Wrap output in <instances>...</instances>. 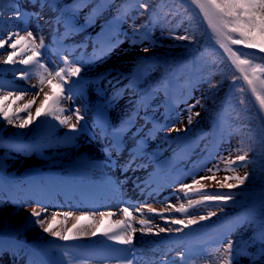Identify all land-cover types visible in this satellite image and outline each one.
I'll return each instance as SVG.
<instances>
[{
  "label": "rangeland",
  "instance_id": "374dc122",
  "mask_svg": "<svg viewBox=\"0 0 264 264\" xmlns=\"http://www.w3.org/2000/svg\"><path fill=\"white\" fill-rule=\"evenodd\" d=\"M68 2V0H65ZM10 2V4L8 3ZM64 0H3V5L0 6V12H3L4 19L0 20V37L7 39V34L10 31H17L20 35H26L25 30H30L33 35L37 37V42L42 38L44 42V47L41 49L42 52V62L45 63L49 70L59 69L61 67H67L65 59L68 64L73 67H79L81 69L80 73H85L87 77L93 75L94 73H100L105 68H111V72L104 76L98 83L91 82L88 80L87 86L79 94L71 95V99H66L62 101L63 107L66 109L64 115L71 116L70 123L76 124V117L73 112L79 109L80 114L83 119L79 122H86L89 124V128L81 132L71 131L67 125H61L58 120H54L51 117H45L42 123H53L57 128L53 127L52 137L62 136L63 133H71L72 135H67L62 137L60 141L54 143L46 140L44 137H40L43 143H40V151H35L31 146H25V149H19L14 152L12 156V163L9 166L12 174L19 175L22 171H30L32 167L37 168H50L66 170L68 172H82L79 170L84 169L82 172L84 175H90L89 178L96 180L97 178L106 187L109 184L112 185L113 191L115 192L116 198L120 200L119 203L114 202L113 205L103 207L97 210L94 206V202L90 204L91 199L106 197V193H97L89 187L81 188L80 185L76 184L73 188H69L70 195L63 194L58 190V185L53 183L49 187L42 188L40 190L39 197L30 201V195H25L22 203V199H17L16 201L10 199L9 201H4L0 205V229H5L9 227L8 231L12 228H19L17 236H23L26 239L33 240V238H43L45 239H56L49 233H45L43 229L34 220L36 218L30 215L32 208L38 205L47 208V212L41 218L50 219L53 212H68L71 211L73 216L68 218L66 223L58 224L56 229H67L71 228L74 223H76L75 217L84 214H93L94 220L101 221L99 213L101 212H113L115 215L111 218L113 221L121 219L123 217L122 206L125 204L129 207L127 198L128 190L133 188V190H140L141 188L149 189L153 184H157V181L152 180L153 172L158 169H167L168 174L173 171L184 167L185 175L183 178L176 182L172 187H165L164 184L160 186L156 185V189L153 194L157 193L158 189L164 192L163 195L157 193L154 195L151 201L143 200L140 202L137 200L138 204L135 203L130 205V211H133V215L138 219L147 218L151 221L153 225L158 227H180L179 225H171L170 221L166 225L165 221L160 218L159 215L148 213V205L156 203L158 212H162L166 217L183 218L182 214L176 213L175 211H166V206L168 204L177 205L179 203H187V199L184 193L178 191L182 184H191L193 178L200 179L203 176H209L212 173L208 172L209 168H213L219 163L221 169H224L226 162L230 159L235 160L236 153L231 146L225 144L222 141H218L216 151L213 156L208 160L207 163L202 166H196L194 160L202 154V146L206 142L207 133L203 132L208 126V121L210 117L201 106L194 104V108L191 104L194 102V96L189 97V101L183 105L184 100L187 96L177 97L173 108L168 111V116L160 117L163 108V101H161V94H154L153 100L150 102V106L141 109L134 108V103L137 97H132V92L127 93V89L123 91H117V87L127 86V80L135 74L136 66L141 61L140 58L148 57V54L153 52L150 47L143 45H133L131 27H134L137 23V19L131 20L129 15L124 18H117L112 16L111 8H105L100 14L95 15L89 21V24L85 28H80V22H84V18L89 15L90 6L82 5L79 7V11H69L63 14L60 9V5ZM110 7V6H109ZM24 8L28 9L27 22H23L21 18V10ZM14 12H18L19 18H9ZM79 13L81 16L77 17ZM74 17V18H73ZM68 19V24L65 23V19ZM109 23H114L117 26V31L112 37L109 43L101 44L102 32L105 26ZM68 29L69 36L66 37V48L65 51L57 57L51 51L52 43L55 38H57L58 33L61 30ZM105 45V46H104ZM147 48L148 51L145 52L144 49ZM11 49L5 45L4 49H0V82L1 78H8V83L4 85L5 91L8 90L9 86L12 88L26 89L27 94L24 100L19 101V104L25 103L27 100L32 99L34 93L38 91L37 88H33L32 85L38 84L36 78L22 79L18 78L19 73L25 70L24 65H5L2 63L3 54L10 52ZM94 55V60L91 63L86 62L87 55ZM148 78L146 81L140 85L143 89L149 82H152L155 78L150 72V66L147 71ZM74 81V78L68 81L70 85ZM55 83V81H53ZM67 85V86H68ZM66 86V95L69 94L68 87ZM44 91H49L47 85L44 86ZM43 99V93H40L36 98V103L33 105L31 111L35 115V109L39 106L40 101ZM196 101V100H195ZM196 103V102H195ZM94 108H101L105 111V115L108 116V121L110 126H116L122 119L128 118L132 115L133 127L129 130L125 138L126 149L121 151V157L117 158V167L113 169L107 168L105 166V157L102 153V149L109 147V141L107 139V134L99 131L98 122L96 120V111ZM197 113L199 115H197ZM21 115H26V113H21ZM189 116L192 117L191 124L188 123ZM162 122L167 123L166 127L162 130L158 125ZM36 121L27 128H19L15 125H9L6 121H0V130L5 136H14L17 138L28 140L37 131ZM155 123V124H154ZM78 123L77 126H79ZM157 127H156V126ZM151 128H155L157 131L153 133ZM199 131V132H198ZM50 134V135H51ZM202 134V136H201ZM146 136V150L135 152L133 147L135 146L136 140L140 136ZM196 135H200L201 143L197 144L196 150L190 158L185 159L183 162H179L175 166L167 165L164 168L159 167L156 162L163 160V158H168L174 151L179 150L185 144L183 140L186 138H192ZM179 139H178V138ZM30 138V139H31ZM34 139V138H32ZM175 139L181 140L176 141ZM168 141H172L168 144ZM129 148V149H128ZM153 149H159L157 156H152ZM223 158V160H222ZM75 159H81L83 161H92L96 166H90L91 168L72 166L70 163L75 161ZM132 160L130 165H125L126 160ZM101 168V169H100ZM122 171L125 173L123 175V182H120L121 175L118 173ZM74 173V174H75ZM246 173L245 166H236V171H218L216 172L215 180H202L201 184L208 193H214L215 190L227 189L220 188L218 181H223L225 176L233 175H244ZM78 174V173H77ZM81 176V175H80ZM169 176V175H168ZM84 178L83 176H81ZM136 178V184L132 185L131 188L127 187L132 179ZM86 179V178H85ZM149 184L147 186L143 185ZM72 182V181H70ZM228 183H235L234 180L228 181ZM143 185V186H142ZM249 185L247 182L240 188H246ZM229 190V189H228ZM153 191V190H152ZM152 194V195H153ZM192 199H200V194H191ZM235 203L241 202V200L234 196L233 199L229 200ZM222 201H218L216 204H205L199 205L189 210L190 215L200 216L207 215L209 211H215L217 214L208 220L202 221L197 225L198 228H203V224L210 223V221L217 220L223 215H229L234 211L235 207L227 208L225 205L222 206V210L217 205H220ZM112 207L116 210H110ZM141 207L144 212V216L141 217V213L136 212L135 209ZM39 210V207H37ZM58 220H64V217L58 216ZM108 225L109 220L107 218L103 219ZM82 224L84 222H81ZM135 227L139 228L140 225L133 221ZM99 223L96 225L98 227ZM158 227H154L151 233H141L137 231L133 234L134 238L140 243V247L144 252H148L153 244L161 239L167 237L177 236L179 233L175 232H164L158 233ZM194 231L191 227L185 229ZM95 230L91 226H86L84 231L88 232L89 235L81 236L76 241H93L96 236H91V231ZM158 233V234H157ZM250 234L249 226L244 224H239L236 229L230 233L228 236L223 237L219 242L208 245L200 255L195 256L190 259L188 264H218V260H222L219 253L215 252V249L220 248L223 250L226 247L229 240L232 241V264H264V239L257 234L256 241H253L250 245L244 244L245 240ZM172 235V236H171ZM105 241H111L107 238ZM32 242V241H29ZM246 246V247H245ZM22 247V245H21ZM245 247V248H243ZM69 249H72L69 248ZM68 249V250H69ZM134 250L133 246H130L126 253L123 255L113 258L109 254L90 253L96 256V260H89L83 258L79 264H141L137 256H131L130 252ZM77 251V250H76ZM234 251H238V256L234 255ZM20 252V250H19ZM17 252V253H19ZM21 255V260L16 259L14 256L5 257L3 256L2 249L0 250V264H33L34 259L31 258L30 251L26 255L25 249L21 250L19 253ZM18 254V255H19ZM25 254V255H24ZM57 254V257H56ZM75 252L63 253L62 251H56L52 253V263L53 264H76L74 262ZM89 254V255H90ZM24 255V256H23ZM63 255V256H60ZM86 256L87 253H85ZM163 260V261H160ZM148 264H177L175 263L174 253H170L167 257H161L159 260L151 261Z\"/></svg>",
  "mask_w": 264,
  "mask_h": 264
},
{
  "label": "snow or ice",
  "instance_id": "6c2138e0",
  "mask_svg": "<svg viewBox=\"0 0 264 264\" xmlns=\"http://www.w3.org/2000/svg\"><path fill=\"white\" fill-rule=\"evenodd\" d=\"M2 2L3 0H0V5H2ZM191 2L202 13L214 39L228 56L235 70L238 71L239 76L233 79H242L246 83L258 102L259 109L261 112H264V63H256L254 55L242 53L239 48H233V46H242L244 49H254L258 50V53H264V0H191ZM140 6L147 7V5L143 4ZM19 15L18 12H14L9 18L18 19ZM3 19L4 14L0 12V20ZM25 31L26 35H20L17 31H10L7 34V39L0 37V49H4L5 45L11 49L10 52L3 54L2 63L5 65L19 64L27 66L25 70L20 71L18 78H36L38 84L32 85V87L37 88L38 91L33 94L32 99L19 104V101L24 100L27 90L9 86L8 90L5 91L4 85L0 84V121H6L7 124L15 125L19 128H27L37 118L51 117L54 120H58L61 125H67L71 131H76L77 125L83 119V116L80 114L79 109H76L73 115H75L77 123L71 124V116L64 115L66 109L62 105V101L71 99L70 92L68 95L65 94L66 86L71 77L77 76L81 69L71 66L65 59L67 67L49 70L41 60V49L44 47L43 39L40 38L38 43L37 37L33 35L32 31ZM174 38L180 40L193 39V37L187 35ZM144 51L147 52L148 49L145 48ZM260 59L264 60V57H260ZM45 85L49 87V91L47 92L44 91ZM40 93H43V99L40 101L39 106L36 107L35 115H33L31 109ZM21 113H26V115L22 116ZM197 115L199 114L197 113ZM191 122L192 117L189 116L188 123L191 124ZM247 160L248 153L244 152V154L238 155L235 160H228L224 169H221L218 163L213 168L208 169V172L212 173L211 175L203 176L200 179L193 178L191 184H182L178 191L183 192L184 196L188 198L187 203H179L178 206L168 204L166 211L180 213L183 218L166 217L155 208L149 207L147 209L148 213L159 215L166 225L170 221L171 225H179L180 227H158L157 225H153L147 218L137 220L129 207L122 209L124 216L122 220L117 219L113 221L111 219L115 215L113 212L99 213L102 218L99 222L93 218L95 213L91 215L84 214L75 217L76 223L71 228L58 230H54L58 224L66 223L67 219L73 216L71 211L63 213L53 212L50 219L41 218L47 212V208L38 205L39 210H37V207L32 208L30 215L36 218L34 223L38 224L45 233H49L51 236L62 241L77 240L81 236L89 235L88 232L84 231L86 226H91L95 229L91 231V236L94 237L99 233L108 240L122 245L132 244L135 232L151 233L154 227H158V233H181L185 229L208 220L217 214L215 211H209L207 215L196 217L190 215V209L198 207L206 201L227 202L233 199L231 191L206 192L201 181L215 180L216 172L218 171L235 172L236 167L234 165H236V162L239 161L241 162V166H246ZM248 176V173H245L243 176H225L224 180L218 181V183L220 188L236 189L245 184ZM230 180H234L235 183H228ZM196 193L200 194V199L190 198L191 194ZM217 207H220L222 210L221 205H217ZM135 211L141 213V217L145 215L141 207H137ZM61 215L64 217V220H58L57 217ZM104 218L109 220L107 227H96L98 223L101 226L103 225ZM134 220L140 225L139 228L134 226ZM81 222L84 223L82 224ZM232 247V241L229 240L223 250L220 248L215 249V252L219 253V256L222 257V260H218V264H232ZM180 255L183 258V253ZM128 264H131V261Z\"/></svg>",
  "mask_w": 264,
  "mask_h": 264
},
{
  "label": "trees",
  "instance_id": "16d2710c",
  "mask_svg": "<svg viewBox=\"0 0 264 264\" xmlns=\"http://www.w3.org/2000/svg\"><path fill=\"white\" fill-rule=\"evenodd\" d=\"M123 1L126 0H112L110 4L117 5ZM142 4L147 7H141ZM157 9V20L151 30L154 33L152 41L157 46L152 48V53L164 55V62L156 65V76H166L172 65L182 63L179 74L183 80L188 69L193 64L196 66L197 74L192 83L196 96L191 106L198 104L210 118L217 108L223 106L225 128L222 139L237 152L236 157L244 152L248 153L245 171L249 176L245 182L251 185V188H242L237 192L233 189L229 191L246 201H260L247 212L245 221L251 231L264 229V112L259 109L258 102L246 83L242 79H233L239 76L238 71L219 47L207 21L191 0H140L132 11L139 20L135 29L137 33L142 35L148 14ZM182 35L193 39L174 38ZM233 48L254 55L256 63H264L260 59L264 57V53H258V50L244 49L242 46ZM11 144V140L4 141L0 137V170L3 172H8L12 163ZM15 183L22 187V192L26 185H31L32 180L23 177L20 182ZM9 196L8 181L0 174V205ZM1 238L0 234V240Z\"/></svg>",
  "mask_w": 264,
  "mask_h": 264
},
{
  "label": "bare ground",
  "instance_id": "6f19581e",
  "mask_svg": "<svg viewBox=\"0 0 264 264\" xmlns=\"http://www.w3.org/2000/svg\"><path fill=\"white\" fill-rule=\"evenodd\" d=\"M167 173V170L164 168L163 170H157L156 172H153V174H151L152 176H154V177H159L160 178V180H165L164 178H166V174ZM125 173H123L122 171H120L119 173H118V175H121V176H123ZM136 184V178H133L132 179V181H131V183L130 184H128L129 186H131V185H135ZM135 198H138V199H141V198H143V197H150V198H153L154 197V195L153 196H151V195H149L148 196V194H147V190H144L143 191V193L141 192V191H135ZM157 206V204L154 202V203H152V204H150V205H148V208L149 207H151V208H155ZM106 213V212H105ZM137 241V240H136ZM138 242V241H137ZM137 245H139L138 243H136Z\"/></svg>",
  "mask_w": 264,
  "mask_h": 264
}]
</instances>
